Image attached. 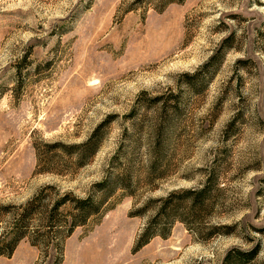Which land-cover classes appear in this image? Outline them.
Wrapping results in <instances>:
<instances>
[{"label": "rangeland", "instance_id": "obj_1", "mask_svg": "<svg viewBox=\"0 0 264 264\" xmlns=\"http://www.w3.org/2000/svg\"><path fill=\"white\" fill-rule=\"evenodd\" d=\"M158 5L0 0V237L10 225L2 205L24 203L48 183L83 196L109 171L121 174L112 159L129 146L128 134L141 138L134 147L140 200L196 186L215 160L224 163L220 179L234 205L218 221L235 224V233L202 240L177 222L169 237L133 252L146 218L130 216L137 200L121 198L118 187L115 206L66 240L62 264H223L230 250L256 247L248 264H264V0H184L163 11ZM231 34L234 45L205 71ZM187 74H200L193 91ZM177 95L180 126L172 140L180 133L188 142L181 149L171 144L165 155L176 148V171L154 179L152 190L144 179L149 121ZM109 116L98 153L74 176L35 174V143L82 142ZM0 264H53V258L23 239Z\"/></svg>", "mask_w": 264, "mask_h": 264}, {"label": "trees", "instance_id": "obj_2", "mask_svg": "<svg viewBox=\"0 0 264 264\" xmlns=\"http://www.w3.org/2000/svg\"><path fill=\"white\" fill-rule=\"evenodd\" d=\"M150 0H135L136 5H143ZM184 0H159L157 11H163L172 2ZM234 45V35L226 37L223 46L205 64L208 67L221 63L225 51ZM216 71V69H215ZM209 73V72H208ZM215 73V72H214ZM213 74V73H212ZM200 74L188 76L189 90L196 89V81ZM202 80V79H200ZM180 96V95H179ZM179 96H175L173 104L168 100L163 102V111L153 117L150 123V134L146 138L148 148V170L145 180L153 184L154 179H160L176 171L173 161L174 153L168 156L174 143L178 149L186 146L188 140L184 134H178L176 141L172 140L179 131L176 115L181 113ZM160 97L156 100L160 101ZM167 108H170L167 109ZM172 112V113H170ZM178 116V115H177ZM112 116L103 120L94 131L82 142L66 143L61 140H41L34 144L37 163L35 174H48L58 177H72L78 170L88 165L98 153L104 141L103 129L111 121ZM138 125V124H137ZM237 125V120H231L226 126V138ZM140 139L134 135L125 134L121 152L112 159V164L121 165V174L109 171L107 176L92 185L83 196L73 190H63L58 184L42 185L32 197L19 205H2L10 217V225L0 237V257H10L19 242L27 239L32 246L40 251L41 257L53 258V264H62L65 256L66 240L77 228L88 227L98 223L108 210L113 208V200L117 188L120 187L123 196H131L137 200L130 216L144 217L146 222L137 235L133 252L147 245L154 237L167 238L177 222L182 223L191 233L202 240H209L221 235H233L236 225L218 221L229 215L234 200L228 194L226 184L220 179L225 164L215 160L209 166L206 179L196 186L173 188L165 196L148 197L140 200L136 190V151L134 147L140 144ZM172 144V145H171ZM124 145V144H123ZM170 145V146H169ZM129 147V149H128ZM175 155V156H174ZM121 156V164L118 162ZM145 176V174H143ZM184 177L190 178L189 175ZM157 187L153 184L151 189ZM3 214V212H1ZM217 219V220H216ZM259 248L253 250H230L223 264H248L258 254Z\"/></svg>", "mask_w": 264, "mask_h": 264}]
</instances>
